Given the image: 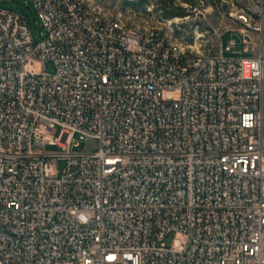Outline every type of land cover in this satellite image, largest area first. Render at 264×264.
Returning a JSON list of instances; mask_svg holds the SVG:
<instances>
[{"label": "built area", "instance_id": "2783aa9c", "mask_svg": "<svg viewBox=\"0 0 264 264\" xmlns=\"http://www.w3.org/2000/svg\"><path fill=\"white\" fill-rule=\"evenodd\" d=\"M21 1L42 31L0 6V264H264V0L206 53Z\"/></svg>", "mask_w": 264, "mask_h": 264}, {"label": "rangeland", "instance_id": "374dc122", "mask_svg": "<svg viewBox=\"0 0 264 264\" xmlns=\"http://www.w3.org/2000/svg\"><path fill=\"white\" fill-rule=\"evenodd\" d=\"M98 2L107 15H119L131 26H161L169 36L191 45L197 52L214 51L219 44L224 47L231 39L235 41V46L244 44L245 37L239 29L241 25L232 16L241 5L236 0H98ZM0 6L24 12L33 38L37 40L40 37L42 26L36 12L28 4L21 0H0ZM169 21L173 22L169 24ZM92 145L91 141H83L75 146L74 150L90 149ZM55 164L61 170L65 161L59 159ZM166 243L169 245L170 238L166 239Z\"/></svg>", "mask_w": 264, "mask_h": 264}]
</instances>
